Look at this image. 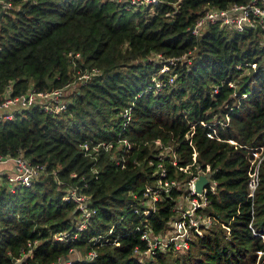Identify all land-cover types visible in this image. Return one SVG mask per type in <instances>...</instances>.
I'll return each instance as SVG.
<instances>
[{"label": "trees", "instance_id": "16d2710c", "mask_svg": "<svg viewBox=\"0 0 264 264\" xmlns=\"http://www.w3.org/2000/svg\"><path fill=\"white\" fill-rule=\"evenodd\" d=\"M9 1L0 15V93L8 84L12 95L30 85L72 86L67 110L31 107L0 122V155L22 153L46 167L14 191L0 172V264H264V149L248 197L251 158L264 147V29L189 30L206 7L247 0H161L154 12L126 9L125 0ZM159 54L187 59L160 72ZM92 67L100 73L75 88L73 78ZM85 141L90 149L105 145L85 151ZM159 162L163 179L178 185L144 214V189L159 180ZM207 166L217 185L208 192L213 220L205 233L181 254L134 251L147 247L145 229L159 236L172 230L187 180ZM74 187L89 196L87 217L63 199ZM60 231L77 237L61 242L53 237ZM76 250L85 256L72 259Z\"/></svg>", "mask_w": 264, "mask_h": 264}, {"label": "built area", "instance_id": "2783aa9c", "mask_svg": "<svg viewBox=\"0 0 264 264\" xmlns=\"http://www.w3.org/2000/svg\"><path fill=\"white\" fill-rule=\"evenodd\" d=\"M113 1L121 3L124 0ZM160 1L161 0H125V8L132 9L140 6H148L149 11L154 12L156 4ZM11 7L12 4L9 0H0V11L3 13L8 11ZM211 24L226 26L238 31H243L246 28H256L258 26L264 29V0H247L242 3H233L226 8H216L215 6L206 7L195 20L194 24L189 27V30L192 34L199 35L202 28ZM74 56L78 57L79 53L74 54ZM182 57L168 58L166 60L167 62L162 63L160 72L167 70V65L175 64L177 60L182 59ZM252 65L255 66V63ZM99 73V68L92 67L79 74L78 78L87 79L91 75ZM173 81V77H169L168 82L172 83ZM155 85L160 88L161 82L155 79ZM71 86L72 83L47 91H37L32 85H30L26 92L12 95L10 84L6 85L5 91L0 93V122L16 119L22 114L24 109H29L31 107H38L47 113L55 114L67 110L68 100L66 99V93ZM130 111L131 107H126L122 112V115L129 119ZM122 141L126 148H130V142L127 139H123ZM156 142L159 143V140ZM100 144L105 145L104 143H97L90 149L89 143L85 141L82 143V147L85 151H96L101 146ZM263 149L264 147L260 146L259 149L254 151V156L251 158L248 180V197H253L254 191L258 185L259 156ZM195 156L196 152L193 153L194 160ZM7 162L12 164L9 172L6 174L11 191H14L16 187L21 185H30L34 179L39 177L45 171L46 168L45 164L32 163L22 153H18L16 156L0 155V163ZM172 162L173 164H176L175 160H172ZM157 166L160 167L159 180L156 184H147L144 189V202L148 205L143 210L144 214H149L150 211L154 209L155 201L158 199L161 192H168L171 187L178 185L176 179H163L166 175V170L162 162H159ZM180 169L186 170L187 167L181 166ZM210 172L212 171L207 166L206 170H198L196 174H192L187 180V187L185 188L183 200L174 209L177 214L172 222V230L169 231L167 237L162 240L161 236L153 234L149 229H145L141 234V239L146 241L147 247L143 250L136 247L134 251L142 256H150L159 248L164 247H171L173 250L187 249L191 242L189 234L195 236H201L204 234L203 227L210 225L213 220L205 211L209 202L207 198L208 192L215 193L217 185V181L212 179ZM201 175H205L208 182L203 186L201 191H197L195 183ZM88 197V195L79 193L74 187L64 195L63 199H73L78 203V207L83 210L85 217H87L89 216L90 211L84 207V201L85 199H88ZM133 210L134 212H138L137 208H134ZM84 224L85 221L80 223L78 229H81ZM53 237L61 242H65L77 237V233L70 234L67 231H60L54 233ZM89 254L90 257H95L96 252L95 250H90ZM20 260V258L17 259L18 262H20ZM70 263L71 261L69 258L64 261L60 260V264Z\"/></svg>", "mask_w": 264, "mask_h": 264}, {"label": "rangeland", "instance_id": "374dc122", "mask_svg": "<svg viewBox=\"0 0 264 264\" xmlns=\"http://www.w3.org/2000/svg\"><path fill=\"white\" fill-rule=\"evenodd\" d=\"M263 44H264V42H263ZM153 58L154 59H156V60H159L160 59V61H161V63H165V60H167V59H164V58H162L160 55H154L153 56ZM182 59H187V55H184L183 57H182ZM78 75L79 74H77L74 78H73V80H75L73 83L76 85H74L75 86V88H77V86L79 85V84H81V82H82V79L83 78H78ZM74 88V89H75ZM168 147L165 149V153L167 154V151H168ZM162 153V152H161ZM5 166V165H4ZM4 170L3 169H1L0 168V172H3ZM59 183V182H58ZM212 224V223H211ZM210 224V225H211ZM210 225H208L207 227H209ZM207 227H203L204 228V233H205V228H207ZM168 231H166V233L165 234H163L162 236H161V239L162 240H164L166 237H167V235H168ZM189 236L191 237V241H193L194 239H195V235H191V234H189ZM199 236V235H198ZM165 250V249H164ZM186 251V249H181V250H176V251H172V253L173 254H181V253H184ZM259 255H260V253H259ZM85 256V254L83 253V251H79V250H76V251H74V255H73V253H72V255H71V258L73 259V258H76V257H84ZM263 261H264V259H263ZM257 264H262V263H257Z\"/></svg>", "mask_w": 264, "mask_h": 264}, {"label": "water", "instance_id": "95a60500", "mask_svg": "<svg viewBox=\"0 0 264 264\" xmlns=\"http://www.w3.org/2000/svg\"><path fill=\"white\" fill-rule=\"evenodd\" d=\"M3 12L0 11V15L2 14ZM208 182V179L205 175H201L198 180L196 181L195 183V188L197 191H201L203 186L206 185V183Z\"/></svg>", "mask_w": 264, "mask_h": 264}, {"label": "crops", "instance_id": "0c3cea01", "mask_svg": "<svg viewBox=\"0 0 264 264\" xmlns=\"http://www.w3.org/2000/svg\"><path fill=\"white\" fill-rule=\"evenodd\" d=\"M11 166H12V164L10 162L0 163V168L4 170L5 175L9 172Z\"/></svg>", "mask_w": 264, "mask_h": 264}]
</instances>
